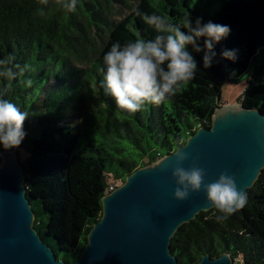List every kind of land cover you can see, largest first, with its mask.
Instances as JSON below:
<instances>
[{"label":"trees","instance_id":"obj_1","mask_svg":"<svg viewBox=\"0 0 264 264\" xmlns=\"http://www.w3.org/2000/svg\"><path fill=\"white\" fill-rule=\"evenodd\" d=\"M134 7L182 30L190 15L193 24L202 18L228 26L230 33L215 45L211 67L204 68L203 52L192 53L198 69L176 95L128 113L105 95L101 70L114 42L157 34ZM41 8L44 16L38 15ZM223 50H236L235 61L223 58ZM9 55L25 70L14 69L12 81L0 77V95L28 112L25 139L11 150L26 151L19 159L34 227L68 263L81 254L110 187L173 151L199 126L209 128L215 108L225 104L222 86L240 82L259 56L237 102L264 112V0H78L71 13L55 0L47 7L39 0H0V60ZM220 214L202 211L174 232L169 247L176 259L197 264L203 255L228 252L235 264H264V168L247 189L244 207L217 222Z\"/></svg>","mask_w":264,"mask_h":264},{"label":"water","instance_id":"obj_2","mask_svg":"<svg viewBox=\"0 0 264 264\" xmlns=\"http://www.w3.org/2000/svg\"><path fill=\"white\" fill-rule=\"evenodd\" d=\"M183 146L189 153L183 167L197 158L207 173L206 183L227 171L247 193L264 168V112L238 102L218 105L211 126H199ZM172 152L133 170L102 196L99 220L89 229L81 254L68 263L34 227L35 212L18 150L2 151L0 264H183L169 247L174 232L213 207L203 190L185 201L173 198ZM197 264L235 263L223 252L219 257L203 255Z\"/></svg>","mask_w":264,"mask_h":264},{"label":"clouds","instance_id":"obj_3","mask_svg":"<svg viewBox=\"0 0 264 264\" xmlns=\"http://www.w3.org/2000/svg\"><path fill=\"white\" fill-rule=\"evenodd\" d=\"M77 2L55 0L58 8L69 13L76 10ZM39 3L47 7L49 0H39ZM132 11L153 27L157 34L153 39H137L123 45L114 42L103 56L104 68L101 70V87L105 95L111 96L116 106L128 113H136L146 104L160 105L176 95L183 84L194 78L198 69L192 53L203 52L204 68L211 67L216 55L213 50L215 45L230 33L228 26L212 21L202 23V18H197L193 24L190 15L184 17L182 30L160 15L142 13L138 7ZM38 15H45L43 8L38 9ZM189 46L192 51L188 50ZM221 55L235 61L236 50H223ZM14 60L13 55L0 60V77L12 81L18 75L14 69H19L21 73L25 70L14 65ZM25 83L30 87L33 81L29 79ZM27 119L28 112L21 111L0 95V148L7 151L21 145L26 136L24 123ZM178 143L181 147L172 152L176 164L172 171L176 183L175 200L185 201L191 193L203 190L207 203L221 213L215 217L217 222L226 220L244 207L247 193L237 187L234 175L223 171L216 180L206 183L207 173L199 166L197 158H192L188 168L182 166L189 159V153L182 150L186 148L183 140Z\"/></svg>","mask_w":264,"mask_h":264},{"label":"rangeland","instance_id":"obj_4","mask_svg":"<svg viewBox=\"0 0 264 264\" xmlns=\"http://www.w3.org/2000/svg\"><path fill=\"white\" fill-rule=\"evenodd\" d=\"M259 59H260V56L257 57L256 60L252 61L248 70L245 71V73L242 75L240 82H237V83L225 82V84L222 86L221 98L223 99L224 102H226V104L234 103V102H237V100H239L245 86H247L248 84L247 80L249 78V72L252 70V68H254L258 64ZM91 108L93 109L92 113H94L96 109L93 108L92 106ZM18 150H19L18 153L20 155V159H23L25 157L26 151L23 148H19ZM7 151H10V150H7ZM38 226L42 228V225L39 224ZM41 233L43 234V231ZM44 240L46 243L48 242L46 239ZM51 243L52 242H50L49 244Z\"/></svg>","mask_w":264,"mask_h":264},{"label":"built area","instance_id":"obj_5","mask_svg":"<svg viewBox=\"0 0 264 264\" xmlns=\"http://www.w3.org/2000/svg\"><path fill=\"white\" fill-rule=\"evenodd\" d=\"M113 188L112 187H110V191L112 190Z\"/></svg>","mask_w":264,"mask_h":264},{"label":"crops","instance_id":"obj_6","mask_svg":"<svg viewBox=\"0 0 264 264\" xmlns=\"http://www.w3.org/2000/svg\"><path fill=\"white\" fill-rule=\"evenodd\" d=\"M226 103V102H225Z\"/></svg>","mask_w":264,"mask_h":264}]
</instances>
